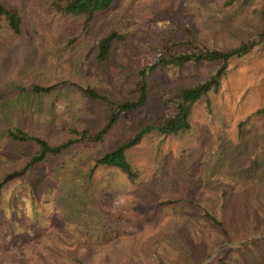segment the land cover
Returning a JSON list of instances; mask_svg holds the SVG:
<instances>
[{
    "label": "rangeland",
    "instance_id": "rangeland-1",
    "mask_svg": "<svg viewBox=\"0 0 264 264\" xmlns=\"http://www.w3.org/2000/svg\"><path fill=\"white\" fill-rule=\"evenodd\" d=\"M2 1L21 9L23 23L18 34L0 29L1 88L49 83L64 77L91 82L98 91L112 92L119 86L117 61L101 73L90 71L89 60L84 57L93 38L111 20H99L81 42L68 48L67 37L80 31L74 17L50 11L46 0ZM260 3L248 0L241 6L228 7L222 0H133V29L148 17H191L217 44H234L254 30ZM118 52L126 62L127 54L121 49ZM152 59L153 55L145 52L131 62L140 65ZM209 68L204 64L162 76L160 86L152 83L153 89L158 88L148 105L155 104V94L161 87L200 80ZM263 102L264 49L223 78L212 114L196 109L191 142L200 140L203 151L188 182L177 176L178 139L174 137L159 143L143 140L134 148L133 163L146 168L143 187L133 186L115 168L97 169L89 182L86 165L79 156L101 152L105 142L84 147L79 156L50 158L28 176L10 181L0 197V264H174L181 250L189 246L188 241L200 250L203 245L211 250L204 264L216 257L221 246L238 245L245 237L251 244L240 252L231 251L227 264H264V118L253 116L238 130L239 120ZM92 109L96 111V103L75 88L45 95L13 93L0 101V176L27 158V154L17 152V146L13 149L3 134L10 123H24L32 131L58 141L66 133L65 122L84 115L92 117ZM124 129L115 127L106 142L122 139ZM29 147L23 145L22 150L28 152ZM179 195L212 206L223 199L235 241L219 244L218 233L194 219L184 206H155L158 200ZM169 222L176 225L174 234L188 241L160 243L153 261L145 253L146 244Z\"/></svg>",
    "mask_w": 264,
    "mask_h": 264
},
{
    "label": "trees",
    "instance_id": "trees-1",
    "mask_svg": "<svg viewBox=\"0 0 264 264\" xmlns=\"http://www.w3.org/2000/svg\"><path fill=\"white\" fill-rule=\"evenodd\" d=\"M46 1L50 11L74 17L80 24V31L67 37L65 47L68 48L81 42L99 20H111L105 30H97L98 35L84 52V57L89 60L88 66L92 68L90 71L100 70L101 73L108 71V66L117 61L121 70V75L117 77L119 86L112 92L98 91L91 82L64 77L49 83L0 87V101L13 93L45 95L57 93L62 88H75L94 101L97 107L96 111L92 109V117L84 115L82 119L65 122L66 133L58 141L49 140L24 123H10L3 134L13 144L12 148L17 146L20 148L17 152L27 154V158L23 164L8 168L1 174L0 197L10 181L28 176L37 165L46 163L50 158L79 156L84 147L104 142L106 147L101 152L86 158L79 156V161L86 165L89 182L93 181L97 169L115 168L133 186L143 187L146 168L144 164L133 163V150L143 140L159 143L167 137L178 139L175 153L177 176L183 182H188V175L198 164L203 151L200 140L191 142L194 113L197 108H201L205 113L212 114L213 101L223 78L232 69L250 62L264 49V0H259L261 5L257 9L258 22L254 30L237 43L224 45L217 44L203 33L191 17H148L133 29V0ZM245 1L248 0H222L223 5L228 7L241 6ZM161 19L163 20L158 24ZM22 23L21 9L13 3L0 0V29L5 27L11 34H18ZM118 49L127 54L126 62L121 60ZM144 51L151 53L153 59L134 65L131 61L138 60L139 54H144ZM204 64L210 66L204 78L191 83L176 82L161 87L155 94V104L148 105L152 92L158 88L153 89V82L160 86L162 76L198 69ZM253 116L264 118V102L239 120L238 130L241 131ZM117 126H124V137L115 142H106L108 134ZM23 145L30 146L28 152L22 150ZM222 194H225V190H222ZM155 206H184L194 219L202 220L218 233L219 244L235 241L232 225L228 221L229 212L223 199L218 206H212L206 201L179 195L158 200ZM174 226L175 223L169 222L146 244L145 253L153 261L160 243L171 240L187 243L188 240L185 241L178 233L174 234ZM188 243L189 246L181 250L174 264H201L210 256L211 250L204 245V249L200 250L190 241ZM250 244V238L246 237L238 245L225 244L218 249L214 259L204 264H227L231 251L240 252Z\"/></svg>",
    "mask_w": 264,
    "mask_h": 264
}]
</instances>
